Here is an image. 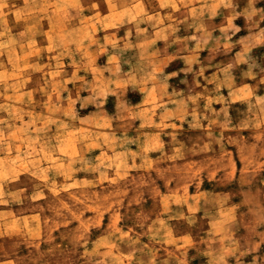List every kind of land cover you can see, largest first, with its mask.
<instances>
[{
  "label": "rangeland",
  "instance_id": "rangeland-1",
  "mask_svg": "<svg viewBox=\"0 0 264 264\" xmlns=\"http://www.w3.org/2000/svg\"><path fill=\"white\" fill-rule=\"evenodd\" d=\"M0 264H264V0H0Z\"/></svg>",
  "mask_w": 264,
  "mask_h": 264
}]
</instances>
